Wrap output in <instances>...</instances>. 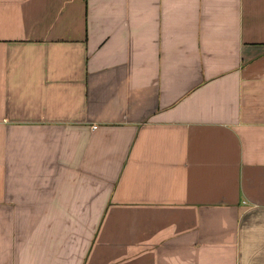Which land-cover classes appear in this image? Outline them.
Returning <instances> with one entry per match:
<instances>
[{"label":"crops","instance_id":"0c3cea01","mask_svg":"<svg viewBox=\"0 0 264 264\" xmlns=\"http://www.w3.org/2000/svg\"><path fill=\"white\" fill-rule=\"evenodd\" d=\"M0 264H264V0H0Z\"/></svg>","mask_w":264,"mask_h":264},{"label":"built area","instance_id":"2783aa9c","mask_svg":"<svg viewBox=\"0 0 264 264\" xmlns=\"http://www.w3.org/2000/svg\"><path fill=\"white\" fill-rule=\"evenodd\" d=\"M95 129L97 128V127H94Z\"/></svg>","mask_w":264,"mask_h":264}]
</instances>
